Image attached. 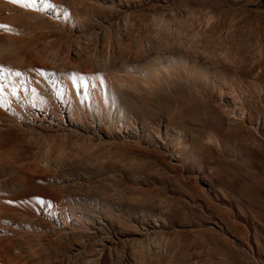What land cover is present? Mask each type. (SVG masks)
<instances>
[{
    "label": "rangeland",
    "instance_id": "374dc122",
    "mask_svg": "<svg viewBox=\"0 0 264 264\" xmlns=\"http://www.w3.org/2000/svg\"><path fill=\"white\" fill-rule=\"evenodd\" d=\"M0 25L13 81L65 101L0 106V260L264 264V0H0Z\"/></svg>",
    "mask_w": 264,
    "mask_h": 264
},
{
    "label": "bare ground",
    "instance_id": "6f19581e",
    "mask_svg": "<svg viewBox=\"0 0 264 264\" xmlns=\"http://www.w3.org/2000/svg\"><path fill=\"white\" fill-rule=\"evenodd\" d=\"M27 5L32 7L34 5V3H30L29 2V3H27ZM38 73L37 74L36 73L33 74V73H28L27 72V74L25 76L24 75H22V76L20 75L21 76V82H14L13 80H14L15 76L18 75V72H13L8 67L6 68V67H3V66L0 65V106L7 107L9 104H11L12 102L16 101L19 104L25 105L24 107H26L28 109L34 110L35 114L41 115L43 118H48L49 112L53 113L55 111L54 106L57 104V102L58 103H65V101L63 100V98H64L63 97V95H64L63 94V87L59 83H57V81H54L56 88L48 86L50 91H52V92L54 91L56 97L58 96V98L57 99L55 97L53 99L51 98L49 100V102H47L42 97H39L38 96L39 94L35 91V87H39V88L41 87V85H40L41 81H42V83L43 82H47V81H44V79H42L41 75L38 76ZM90 74H92V73L90 72ZM92 75H94V74H92ZM89 76H91V75H89ZM65 77L63 79H64V83L67 85L68 90L71 91V89H73V93L67 92V94H68L67 96L70 97L69 100L70 99L71 100L72 99L75 100L74 102L72 100V103H75L76 105L80 106L81 105V98H79L80 97L79 95H81L83 97V99L87 101V105H89L90 101L93 100L92 99V95H91V89L94 92V94H96V95L99 94V90H98L97 86H95V85L101 86L100 83L98 82L99 79L97 78V75L95 77H91V78L90 77L87 78V77H83L82 76V77H79V79H68L67 77H66L67 79H65ZM89 83H90V86H89ZM28 92H30L31 96L28 95ZM52 95H53V93H52ZM29 97H30V99H29ZM34 100L42 101L43 102V107L41 109H37L35 107V105L33 104ZM80 108H81V106H80ZM235 117H237V116H235ZM18 198H20V197H18ZM4 199L5 198H2V202H3ZM18 200H20V199H18ZM0 201H1V199H0ZM7 201L8 202H6V203H9V200H7ZM24 201H25V199H24ZM38 201H45V203H46L45 206H47V208L45 207L47 213H55V211L53 210V207L58 209L57 206H52V204L47 199L45 200V199H41L40 198ZM34 202L35 201H33V199L28 201V205L26 204V209H24L26 211V213H27V210L32 212V210L35 208ZM6 203L1 205V202H0V207L3 206V208H4V206H5V209H6V212H7V210L9 208L8 209L6 208V206L8 205V204L6 205ZM17 203H18V206H19L20 202H17ZM14 205H13L14 209L13 208L12 209H13V211L14 210L17 211L16 204H14ZM21 205H22V203H21ZM7 207H12V206L10 205V206H7ZM23 208H25V207H23ZM1 209L2 208H0V210ZM12 209H11V212H12ZM21 210H23V209H21ZM34 212H35V210H34ZM34 212H33V214H35ZM63 212H64L63 213L64 217H67V218L72 217V219H74L75 225H77V227L72 226L73 229L85 228V226L83 224V220L81 219V217H79V216H77L75 214L76 211L75 212L71 211L72 213L70 215L67 212H65V211H63ZM28 214H29V212H28ZM226 253L227 252H225V254ZM1 257H2V259L4 258L2 255H0V258ZM2 259L0 260V264H6L7 260L4 262L5 259L4 260H2ZM221 261H225V259H221ZM8 264H9V261H8ZM238 264H239V262H238Z\"/></svg>",
    "mask_w": 264,
    "mask_h": 264
},
{
    "label": "snow or ice",
    "instance_id": "6c2138e0",
    "mask_svg": "<svg viewBox=\"0 0 264 264\" xmlns=\"http://www.w3.org/2000/svg\"><path fill=\"white\" fill-rule=\"evenodd\" d=\"M12 2L14 3H21L22 0H12ZM24 2L27 4V3H35V0H24ZM3 27H6V26H3V25H0V28H3ZM41 203H43V201H39Z\"/></svg>",
    "mask_w": 264,
    "mask_h": 264
}]
</instances>
